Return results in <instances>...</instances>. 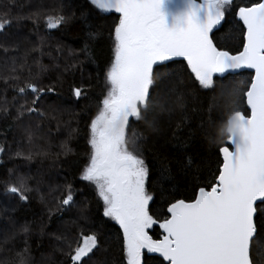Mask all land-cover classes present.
I'll list each match as a JSON object with an SVG mask.
<instances>
[{"label":"snow or ice","instance_id":"obj_1","mask_svg":"<svg viewBox=\"0 0 264 264\" xmlns=\"http://www.w3.org/2000/svg\"><path fill=\"white\" fill-rule=\"evenodd\" d=\"M88 3L99 13H114L118 19L110 33L111 59L104 72L102 99L88 124L90 150L80 179L94 189L102 204V217L119 227L121 264H143L145 252L158 254L160 264H264V0L238 6L235 0ZM232 13L242 34V48L234 53L225 46L233 39L231 32L219 42L215 38ZM72 18L64 0H52L48 6L32 0L27 6L19 0H0V115L12 116L28 144L46 122L59 124L62 114L53 100L55 87L41 80L49 66L32 54L43 55L41 46L52 30ZM25 21L37 26L35 41L16 30ZM25 42L32 47H26ZM60 54L58 47L54 61ZM52 67L59 69L60 65L54 62ZM70 67L65 64V71ZM245 69L254 73L250 83H224ZM185 71L191 86L198 85L197 90L215 91L217 80L221 81L219 96L225 101L227 115L213 142L222 162L214 183L194 187L193 198L166 201V209L158 213L152 209L154 195L147 188L150 176L143 145L148 137L136 129L129 136L128 130L135 122L158 133L178 117L171 127L172 139L178 143L181 137L191 139L188 104L195 97L182 78ZM9 89L10 100L6 95ZM72 92L78 99L85 95L81 87H73ZM214 108H219L215 97L209 100L210 119ZM199 127L204 128L203 120ZM61 147L69 150L64 144ZM14 155L32 160L34 153L17 151ZM193 163L186 157L188 170ZM168 178L169 171L162 167L159 181ZM28 179L16 176L5 194L28 201L32 191H43L41 181L32 189ZM61 192L65 194L56 195ZM40 200L48 205L49 216L77 208L70 183L50 186ZM86 209L81 203L59 234H53V251L39 264H57V253L59 264H115L108 242L89 223ZM156 226L160 229L158 238L151 234ZM29 232L27 224L17 226L7 218L0 227V264H37L27 241ZM20 234L25 238L24 246L13 250L10 245H15Z\"/></svg>","mask_w":264,"mask_h":264},{"label":"trees","instance_id":"obj_2","mask_svg":"<svg viewBox=\"0 0 264 264\" xmlns=\"http://www.w3.org/2000/svg\"><path fill=\"white\" fill-rule=\"evenodd\" d=\"M19 2L27 6L30 0H19ZM32 2L48 6L52 0H32ZM241 2L250 3L258 0H235L237 6ZM64 3L67 6V14L73 16L72 20L61 28L52 30L50 38H46L41 46L43 55L32 54L33 57H39L41 64L49 66L47 72L41 75V80L44 85H53L56 89L57 95L53 100L62 109L59 124L57 121L46 122L37 133L34 142L28 144L23 140L21 130L12 116L0 115V148H3L0 152V227L6 224L8 217L16 221L17 226L27 224L30 228L27 241L32 256L39 264L53 251L56 243L53 234L58 235V230L62 229L64 222L76 213L81 203H85L90 217L89 223L99 229L102 238L108 242L115 257V264H121L122 234L119 227L115 222L102 217V204L97 201L94 189L80 179V172L87 162V154L90 150L87 144L88 124L96 114L99 100L102 99L104 72L111 59L110 33L118 17L114 13H99L92 8L88 0H64ZM234 20L232 13L229 16L230 22L225 24L221 31L215 32L217 42L231 32L233 39L228 40L225 46L233 53L242 47V34ZM36 28L37 26L31 21H25L16 30L35 41ZM40 31L43 34L42 22ZM25 46L32 47V44L25 42ZM86 46L87 51H85ZM58 47L61 49V54L54 61ZM70 51L71 56H69ZM54 62L59 63V69L52 67ZM29 63H32L31 59ZM65 64H70L72 67L65 71ZM33 67L35 70V65ZM184 68L186 69V64ZM251 75L249 71H242L238 75L227 77L224 83L229 86H231L230 81L243 80L250 83ZM182 78L190 86L189 91L195 97L188 104L187 119L192 125L190 140L181 137L178 143L172 139L171 127H175L178 117L172 121L170 127L164 126L158 133L149 132L142 123L135 122L128 130L129 136L132 134V129H136L148 137L147 144L143 145L144 159L150 176L147 188L154 195V201L150 202L152 209L158 213L166 209V201L193 198L194 187L210 186L214 183V176L218 174V166L222 161L218 148L213 142L222 118H226L227 115L225 101L219 96L221 81L217 80L215 91H206L197 90L198 85L195 88L191 86L192 81L187 71ZM73 87H81L85 95L76 98L72 92ZM6 95L10 100L12 96L10 89ZM213 97L217 99L219 108L212 110L210 119L209 100ZM243 107L247 110L246 104ZM201 120L204 121L203 129L199 127ZM72 129L77 131L73 132ZM185 131L187 132L188 129ZM62 144L69 150L62 148ZM29 150L34 153L32 160L14 155L17 151L27 154ZM189 156L194 161L190 170L186 167V157ZM162 167L169 171V178L160 182ZM16 176L28 177V185L32 189L37 187V181H41L40 187L43 191L39 193L32 191L28 201H20L18 197L5 194L6 186L15 180ZM69 183L74 189L77 208H73L71 213L54 212L49 216L48 205L41 202L40 196H46L50 186H63ZM63 194L65 193H56V195ZM11 227L9 225V228ZM153 230L154 238H158L160 229L156 226ZM24 239L23 234H20L15 245L10 247H13V250L16 247L22 248ZM60 259L57 253V264ZM161 260L156 255L144 254L143 264H160Z\"/></svg>","mask_w":264,"mask_h":264},{"label":"flooded vegetation","instance_id":"obj_3","mask_svg":"<svg viewBox=\"0 0 264 264\" xmlns=\"http://www.w3.org/2000/svg\"><path fill=\"white\" fill-rule=\"evenodd\" d=\"M151 234L154 235V234H155V231L152 230V231H151ZM121 236H122V235H121ZM121 241H122V238H121ZM121 247H122V244H121ZM145 254H149V253H146V252H145ZM122 255H123V254H122ZM149 255L152 256V255H155V254H149ZM156 256H157V255H156ZM158 257H159V256H158ZM159 258H160V257H159Z\"/></svg>","mask_w":264,"mask_h":264},{"label":"water","instance_id":"obj_4","mask_svg":"<svg viewBox=\"0 0 264 264\" xmlns=\"http://www.w3.org/2000/svg\"><path fill=\"white\" fill-rule=\"evenodd\" d=\"M242 48V47H241ZM242 71H249V72H251L252 74H254L253 73V71L252 70H250V69H245V70H242ZM242 71H240V72H242ZM247 106V105H246ZM221 160H222V158H221ZM222 162V161H221ZM152 254H154V253H152ZM155 255H157L158 256V254H155ZM161 258V257H160ZM162 259V258H161Z\"/></svg>","mask_w":264,"mask_h":264},{"label":"rangeland","instance_id":"obj_5","mask_svg":"<svg viewBox=\"0 0 264 264\" xmlns=\"http://www.w3.org/2000/svg\"><path fill=\"white\" fill-rule=\"evenodd\" d=\"M64 141H62V143H63Z\"/></svg>","mask_w":264,"mask_h":264}]
</instances>
